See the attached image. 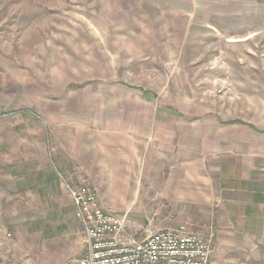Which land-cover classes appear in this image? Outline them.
I'll list each match as a JSON object with an SVG mask.
<instances>
[{"label": "rangeland", "instance_id": "obj_1", "mask_svg": "<svg viewBox=\"0 0 264 264\" xmlns=\"http://www.w3.org/2000/svg\"><path fill=\"white\" fill-rule=\"evenodd\" d=\"M244 172L264 178V0H0V264H80L83 179L141 235L264 264L199 198Z\"/></svg>", "mask_w": 264, "mask_h": 264}, {"label": "built area", "instance_id": "obj_2", "mask_svg": "<svg viewBox=\"0 0 264 264\" xmlns=\"http://www.w3.org/2000/svg\"><path fill=\"white\" fill-rule=\"evenodd\" d=\"M69 194L84 227L80 264H213V232L175 227L141 235L125 215L99 201L86 179Z\"/></svg>", "mask_w": 264, "mask_h": 264}, {"label": "crops", "instance_id": "obj_3", "mask_svg": "<svg viewBox=\"0 0 264 264\" xmlns=\"http://www.w3.org/2000/svg\"><path fill=\"white\" fill-rule=\"evenodd\" d=\"M117 165L121 166V162L119 161ZM81 183L82 180L78 185ZM199 186H201L200 200H211L213 205L218 202L219 209H222L220 215L227 219L228 231H219L218 240L220 242L227 241L233 247L234 253L238 249L240 250V240L250 239L252 241L251 248H259L257 243L260 239H264V178L253 172L225 175L222 176V180L207 174H199ZM220 215L218 214V217ZM241 232H244L243 234H246L247 237L250 234L251 237L242 239ZM220 261L221 259H214L213 255V264H220Z\"/></svg>", "mask_w": 264, "mask_h": 264}]
</instances>
